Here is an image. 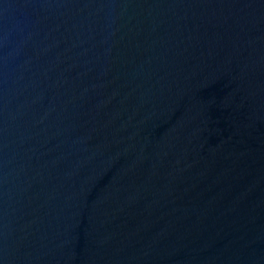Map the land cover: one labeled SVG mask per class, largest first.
Segmentation results:
<instances>
[{
  "label": "water",
  "instance_id": "water-1",
  "mask_svg": "<svg viewBox=\"0 0 264 264\" xmlns=\"http://www.w3.org/2000/svg\"><path fill=\"white\" fill-rule=\"evenodd\" d=\"M0 264H264V0H0Z\"/></svg>",
  "mask_w": 264,
  "mask_h": 264
}]
</instances>
